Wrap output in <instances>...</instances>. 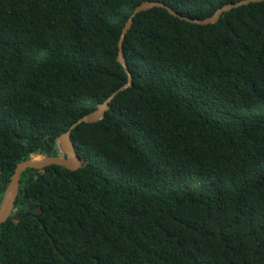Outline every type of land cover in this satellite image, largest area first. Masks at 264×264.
<instances>
[{
	"label": "trees",
	"instance_id": "obj_1",
	"mask_svg": "<svg viewBox=\"0 0 264 264\" xmlns=\"http://www.w3.org/2000/svg\"><path fill=\"white\" fill-rule=\"evenodd\" d=\"M241 1L0 0V205L127 83L138 6ZM123 49L131 87L72 131L82 168L22 175L0 264H264V2L142 12Z\"/></svg>",
	"mask_w": 264,
	"mask_h": 264
},
{
	"label": "water",
	"instance_id": "obj_2",
	"mask_svg": "<svg viewBox=\"0 0 264 264\" xmlns=\"http://www.w3.org/2000/svg\"><path fill=\"white\" fill-rule=\"evenodd\" d=\"M261 2H264V0H244L236 4L226 5L223 8L219 9L212 17L206 18L204 20H197V19H192L190 17H183L180 13L176 12L169 6L163 3H160V2H144L140 6H138L132 18H130L129 21L127 22L126 27L123 30V33H122V36L119 42L120 53L118 56V61L123 65L126 73L128 74L127 83L124 84L105 103L100 105L96 111L80 118L72 126L71 130L68 133L62 135L61 137L57 139V148H58L57 156H43V155L32 156L30 159L24 162H21L17 165L13 175L11 176L10 183L6 188L2 201H1L0 227L10 220H17L21 218L19 216H13V212L15 210L16 202L18 200V193H19L20 184H21V177L29 169L44 170L51 166H60L68 170L75 171V170L82 168V163L80 159L78 158L75 145L73 144L72 139H71L72 131L82 124H85V123L91 124V123L102 121L105 118L106 112L110 109V103L115 98V96L119 94L120 92L126 90L127 88L131 87L132 74L129 70L128 63L124 55L123 42L126 38L128 31L131 29V26L133 24V19L135 16H137L138 14L142 12H146V11H149L155 8H162V9H166L170 14H172L175 17L186 20L193 24L207 26V25L217 23L225 12L232 11L241 6H246L252 3H261ZM43 228L44 230H46L44 226ZM55 251L57 254L60 255L57 249H55ZM60 256L61 258L64 259V256L62 255Z\"/></svg>",
	"mask_w": 264,
	"mask_h": 264
}]
</instances>
